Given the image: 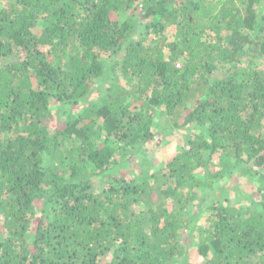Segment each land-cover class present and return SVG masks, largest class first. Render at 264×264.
<instances>
[{"label":"trees","instance_id":"obj_1","mask_svg":"<svg viewBox=\"0 0 264 264\" xmlns=\"http://www.w3.org/2000/svg\"><path fill=\"white\" fill-rule=\"evenodd\" d=\"M263 57L264 0L0 7V264H186L193 240L200 264H264ZM51 105L68 112L56 128ZM157 108L168 120L156 132H197L165 169L114 175L155 136ZM229 163L262 200L215 196L195 232L196 189Z\"/></svg>","mask_w":264,"mask_h":264},{"label":"rangeland","instance_id":"obj_2","mask_svg":"<svg viewBox=\"0 0 264 264\" xmlns=\"http://www.w3.org/2000/svg\"><path fill=\"white\" fill-rule=\"evenodd\" d=\"M9 0H0V7L6 5ZM42 23H38L37 29L41 28ZM141 33V31H139ZM174 29L169 27L165 30L164 36L171 38L173 36ZM138 35H140L137 32ZM106 55H101L103 60ZM106 60V59H105ZM181 64V61H180ZM259 67L264 69V57L259 60ZM111 76L108 81L105 82V86L111 82ZM113 80L120 85H126V81L120 76H114ZM99 79L97 78L93 84H97ZM127 87V86H126ZM95 94V93H94ZM96 95L91 96L94 98ZM80 108V109H78ZM86 108V104L77 106L76 111H83ZM51 112L53 119L49 122L52 128L59 127L64 123L65 117L68 112L63 107H54L51 105ZM78 109V110H77ZM162 112V111H161ZM77 113V112H76ZM155 121L152 125V131L156 134L150 141L142 145L138 151V154L131 155L126 161L117 164L113 167L112 173L116 176H124L129 179H133L135 176H140L141 173L149 175L155 171H160L166 168L169 160L181 149V147H187L186 143L194 132H197L198 128L192 126L189 129H173L169 133H161L158 131V127L161 121L168 120V117L163 113L160 115V110L157 108L155 112ZM220 154L218 152L211 155V164L209 170L215 171L217 169V163L219 162ZM203 168H197L193 171L196 179H204L206 174ZM221 176L219 178H213L211 181L210 189L197 188V195L195 200L188 206L189 216L192 212L197 211L195 217L194 227L195 232L197 228L207 227L210 224V218L212 212L206 210V205L211 198L215 196H222L224 199L223 204H230L231 206L238 207L240 209L251 208L252 201H261L263 197V191L259 188L258 181L251 178H244L238 174V170L229 163L224 169H220ZM95 184H102L99 178H95ZM226 190V192H224ZM212 192V193H211ZM211 193V195H210ZM203 205V209L200 206ZM185 238V237H184ZM184 241V240H183ZM197 240H193L188 248V259L185 261L186 264H200L203 257L197 252ZM182 245V244H181ZM184 254L182 253V256ZM181 256V257H182ZM184 262V263H185Z\"/></svg>","mask_w":264,"mask_h":264}]
</instances>
